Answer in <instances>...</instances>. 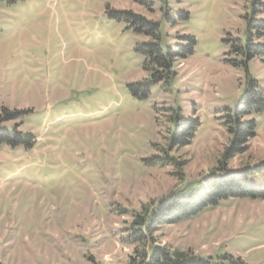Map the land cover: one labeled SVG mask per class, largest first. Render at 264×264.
Segmentation results:
<instances>
[{
    "label": "rangeland",
    "instance_id": "rangeland-1",
    "mask_svg": "<svg viewBox=\"0 0 264 264\" xmlns=\"http://www.w3.org/2000/svg\"><path fill=\"white\" fill-rule=\"evenodd\" d=\"M255 0H21L0 4V113L26 114L4 123L32 134V149L0 145V264H129L126 237L134 217L177 192L197 198L219 167L234 109L264 59L247 68L228 59L232 40L246 41ZM113 11L157 22L173 48L192 36L194 53L174 65L176 79L147 100L129 84L151 77L137 51L151 41ZM189 13V18L183 17ZM228 40H231L229 43ZM264 44V38L257 40ZM238 60L241 58L236 57ZM198 118L190 144L171 148L172 110ZM238 170L264 161V111ZM166 156L172 159L162 165ZM264 186V172L250 178ZM161 245L201 258L231 256L264 264V200L231 198L199 216L163 225Z\"/></svg>",
    "mask_w": 264,
    "mask_h": 264
},
{
    "label": "trees",
    "instance_id": "trees-1",
    "mask_svg": "<svg viewBox=\"0 0 264 264\" xmlns=\"http://www.w3.org/2000/svg\"><path fill=\"white\" fill-rule=\"evenodd\" d=\"M21 0H0V4L12 5ZM113 18L126 21L130 27L138 33L150 37L151 41L138 46L137 51L148 58L146 70L151 72V77L139 83L129 84L128 89L133 96L140 100H147L152 94V88L162 82L172 83L177 73L174 65L179 60L191 56L197 45L192 36L180 37L186 43H180L173 48L163 43L160 25L150 21L132 11H113ZM183 17L189 18V13H183ZM247 21V40H232L231 55L228 61L235 67L247 68L254 58L264 59V44L260 40L264 38V0H255L252 14L245 17ZM230 43L231 40H228ZM236 57L241 58L238 60ZM247 90L238 105L234 109H227L224 115L225 125L230 135L229 144L225 148L219 167L209 173L204 179L208 188L197 198H188L174 192L160 199L152 209L143 208L132 222L126 242L136 246L134 256L129 264H246L240 258L223 256L213 258H201L190 251L172 250L166 245H161L156 240V235L163 225H176L195 218L207 209L218 206L222 201L236 199L264 200V186L255 187L250 184L252 176H258L264 172V161L241 168L229 169V162L235 157L249 151L251 140L257 135V123L247 117L253 113L264 111V90L260 89L256 80L247 83ZM176 122L183 124L177 127L172 138L171 148L183 147L191 143L196 136L200 121L198 118H183L180 110H172ZM26 112L8 110L3 108L0 113V145L7 144L13 148L24 146L32 149L37 143L32 134H25L18 126L9 131L4 123L13 121ZM172 159L168 156L163 159L162 165H168Z\"/></svg>",
    "mask_w": 264,
    "mask_h": 264
}]
</instances>
